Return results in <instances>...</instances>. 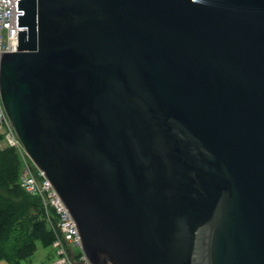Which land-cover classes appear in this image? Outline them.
Listing matches in <instances>:
<instances>
[{"label": "water", "instance_id": "water-1", "mask_svg": "<svg viewBox=\"0 0 264 264\" xmlns=\"http://www.w3.org/2000/svg\"><path fill=\"white\" fill-rule=\"evenodd\" d=\"M0 97L90 264H264V0H17Z\"/></svg>", "mask_w": 264, "mask_h": 264}, {"label": "built area", "instance_id": "built-area-1", "mask_svg": "<svg viewBox=\"0 0 264 264\" xmlns=\"http://www.w3.org/2000/svg\"><path fill=\"white\" fill-rule=\"evenodd\" d=\"M18 9L17 0H0V52L15 51L18 44ZM0 136L6 147L13 148L20 160V187L32 196L40 199L41 206L56 230L52 246L59 255L54 264H90L82 252L81 240L74 220L58 196L51 182L37 169L34 171L30 158L26 155L16 133L8 119L0 97ZM36 168V167H34ZM78 246L80 252L73 250Z\"/></svg>", "mask_w": 264, "mask_h": 264}, {"label": "trees", "instance_id": "trees-1", "mask_svg": "<svg viewBox=\"0 0 264 264\" xmlns=\"http://www.w3.org/2000/svg\"><path fill=\"white\" fill-rule=\"evenodd\" d=\"M10 149L14 150L17 163L20 164L17 152L13 148ZM10 161L14 163L15 159L11 158ZM10 178L11 175L7 176V179ZM16 184L18 195L21 197L19 203L15 205L11 203L0 204V237L3 233L8 235L13 226L24 230L23 235L16 234L15 242L11 244L9 252H5L3 247L0 251V260H5L9 264H21L35 252L37 241L45 246L51 245L56 235V230L52 226V222L48 220L40 199L25 192L19 185V178L16 180ZM11 224L12 227L7 231Z\"/></svg>", "mask_w": 264, "mask_h": 264}, {"label": "rangeland", "instance_id": "rangeland-1", "mask_svg": "<svg viewBox=\"0 0 264 264\" xmlns=\"http://www.w3.org/2000/svg\"><path fill=\"white\" fill-rule=\"evenodd\" d=\"M2 140V137H0V204L11 203L15 205L21 200V197H19L18 195V188L16 184V180H18L19 178L21 165L17 163L14 150L6 147ZM11 158L15 159L14 163H11ZM31 164L35 167L32 161ZM34 167L32 168L35 172H37V168ZM9 175H11V178L7 179V176ZM11 227L12 224L9 229H7V231H9ZM17 233L23 235L24 230L20 227L13 226L8 235L6 233H3V235L0 237V251L3 247L5 249V252H9V250L11 249V244L15 242L14 240ZM73 250L77 253L80 252V248L78 246H73ZM58 257L59 255L57 253L56 247L52 245L45 246L37 241L35 252L28 259L22 261L21 264H54ZM0 264L9 263L5 260H0ZM73 264L77 263L74 262Z\"/></svg>", "mask_w": 264, "mask_h": 264}]
</instances>
